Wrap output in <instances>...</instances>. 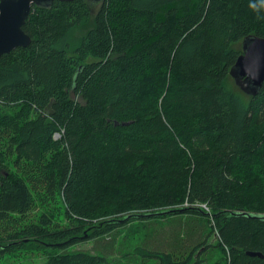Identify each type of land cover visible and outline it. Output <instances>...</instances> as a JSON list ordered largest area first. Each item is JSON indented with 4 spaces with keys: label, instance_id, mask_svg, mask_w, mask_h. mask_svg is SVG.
Listing matches in <instances>:
<instances>
[{
    "label": "trees",
    "instance_id": "obj_1",
    "mask_svg": "<svg viewBox=\"0 0 264 264\" xmlns=\"http://www.w3.org/2000/svg\"><path fill=\"white\" fill-rule=\"evenodd\" d=\"M22 29L0 55L1 264H264V82L229 74L264 0H54Z\"/></svg>",
    "mask_w": 264,
    "mask_h": 264
},
{
    "label": "water",
    "instance_id": "obj_2",
    "mask_svg": "<svg viewBox=\"0 0 264 264\" xmlns=\"http://www.w3.org/2000/svg\"><path fill=\"white\" fill-rule=\"evenodd\" d=\"M54 0H0V55L16 47H26L31 38L22 25L27 19L32 6L49 7ZM71 1V0H60ZM101 2L102 0H89ZM99 4V3H98ZM235 85L247 95H256L264 82V37L248 35L242 40V53L236 58L229 70ZM183 212L184 209L164 210L146 216ZM210 213L207 212V215ZM249 255L264 257L258 251Z\"/></svg>",
    "mask_w": 264,
    "mask_h": 264
},
{
    "label": "rangeland",
    "instance_id": "obj_3",
    "mask_svg": "<svg viewBox=\"0 0 264 264\" xmlns=\"http://www.w3.org/2000/svg\"><path fill=\"white\" fill-rule=\"evenodd\" d=\"M184 205V204H183ZM218 236H217V233H216V235L214 234V235H211L210 236V239H209V241L211 242V243H213V242H215V240H216V238H217ZM91 242H88V241H86V242H84V243H79V244H77V245H75V248H77V249H86V248H90L91 247ZM40 260H38V262H39ZM150 264L152 263V262H149Z\"/></svg>",
    "mask_w": 264,
    "mask_h": 264
},
{
    "label": "built area",
    "instance_id": "obj_4",
    "mask_svg": "<svg viewBox=\"0 0 264 264\" xmlns=\"http://www.w3.org/2000/svg\"><path fill=\"white\" fill-rule=\"evenodd\" d=\"M63 134V130L60 133L55 132L54 138H59ZM199 207L203 208L205 211H209L208 206L205 203H196Z\"/></svg>",
    "mask_w": 264,
    "mask_h": 264
},
{
    "label": "bare ground",
    "instance_id": "obj_5",
    "mask_svg": "<svg viewBox=\"0 0 264 264\" xmlns=\"http://www.w3.org/2000/svg\"><path fill=\"white\" fill-rule=\"evenodd\" d=\"M33 196H34V195H33ZM38 198H39V197H38ZM56 198H57V197H56ZM39 199H40V198H39ZM55 200H56V199H55ZM35 203H36V202H35ZM60 203H61V202H60ZM62 208H63V211H64V207H62ZM59 213H60V212H59ZM63 215H64V214H63ZM72 219H73V218H72ZM54 226H55V225H54ZM69 226H70V225H69ZM83 229H84V228H83ZM16 237H17V236H16ZM9 241H10V240H9ZM17 245H18V244H17ZM22 246H23V245H22ZM26 246H27V244H26ZM48 246H49V245H48ZM41 247H42V246H41ZM19 248H21V247H19ZM19 248H18V249H19ZM22 248H23V247H22ZM39 248H40V247H39ZM51 248H52V247H51ZM51 248H50V249H51ZM15 249H16V248H15ZM15 249H14V250H15ZM24 249H25V248H24ZM26 249H27V248H26ZM29 249H30V248H29ZM29 249H28V250H29ZM35 249H36V248H35ZM32 250H33V248L31 249V251H32ZM42 250H44V249L42 248ZM51 250H52V249H51ZM22 251H24V250L22 249ZM25 251H26V250H25ZM36 251H37V250H36ZM75 251H76V250H75ZM27 252H28V251H27ZM44 252H45V251H44ZM52 252H53V250H52ZM54 252H55V251H54ZM70 252H71V251H70ZM5 253H6V252H5ZM30 253H31V252H30ZM46 253H47V252H46ZM8 254H9V253H8ZM35 254H36V253H35ZM6 255H7V254H6ZM22 255H23V254H22ZM25 255H26V254H25ZM28 255H29V254H28ZM28 255H27V256H28ZM0 257H1V256H0ZM10 257H11V256H10ZM13 257H14V255H13ZM19 257H20V256H19ZM24 257H25V256H24ZM3 259H4V258H3ZM6 259H8V257H7ZM20 259H21V258H20ZM20 259H19V260H20ZM38 259H39V258H38ZM17 260H18V259H17ZM10 262H11V261H10ZM28 262H29V261H28ZM28 262H27V263H28ZM31 263H32V262H31ZM0 264H1V261H0ZM20 264H21V263H20ZM28 264H29V263H28ZM33 264H35V263H33Z\"/></svg>",
    "mask_w": 264,
    "mask_h": 264
}]
</instances>
